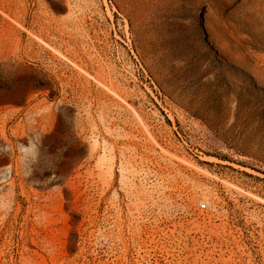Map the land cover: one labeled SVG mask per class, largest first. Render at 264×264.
Listing matches in <instances>:
<instances>
[{
    "label": "rangeland",
    "instance_id": "rangeland-1",
    "mask_svg": "<svg viewBox=\"0 0 264 264\" xmlns=\"http://www.w3.org/2000/svg\"><path fill=\"white\" fill-rule=\"evenodd\" d=\"M0 264H264V0H0Z\"/></svg>",
    "mask_w": 264,
    "mask_h": 264
}]
</instances>
